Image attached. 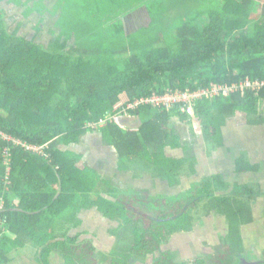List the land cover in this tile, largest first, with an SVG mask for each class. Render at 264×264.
I'll list each match as a JSON object with an SVG mask.
<instances>
[{
	"label": "trees",
	"instance_id": "obj_1",
	"mask_svg": "<svg viewBox=\"0 0 264 264\" xmlns=\"http://www.w3.org/2000/svg\"><path fill=\"white\" fill-rule=\"evenodd\" d=\"M3 1L33 26L32 36L46 31L49 41L44 46L10 33L0 5V131L8 136L0 133V264L22 257L51 264L62 250L70 253L62 256L65 264H75L73 257L91 264L93 240L76 241L82 232L66 233L81 225L83 209L116 223L112 232L121 231L129 242L125 249L138 258L158 252L153 264H186L165 249L170 235L191 230L198 214L222 215L226 236L211 264H241L251 251L248 259L264 264V249L258 254V245L247 246L243 230L256 222L254 204L264 190L263 159L254 161L250 153L264 154V141L249 150L244 133H264V85H245L264 81V0ZM214 84L223 88L194 98L193 113L187 101L141 103L170 90L193 93ZM137 101L136 110H125ZM129 113L142 124L124 125L120 117ZM174 116L196 119L212 148H224L231 160L227 169L218 163L216 173L196 174L189 188L173 196L144 198L112 187L74 148L87 133L99 134L101 146L117 150L120 168L150 172V164L167 186H178L197 168L171 126ZM232 118L237 124L230 139ZM166 146L181 147L184 155L168 154ZM254 172H263L254 179L257 186L241 181ZM132 262L125 255L109 264Z\"/></svg>",
	"mask_w": 264,
	"mask_h": 264
},
{
	"label": "flooded vegetation",
	"instance_id": "obj_2",
	"mask_svg": "<svg viewBox=\"0 0 264 264\" xmlns=\"http://www.w3.org/2000/svg\"><path fill=\"white\" fill-rule=\"evenodd\" d=\"M175 118L182 119L179 116H175ZM182 120H184V119H182ZM120 121L122 123H124V125H127L131 128L140 126L142 124L139 117L131 115L130 113L121 116ZM176 124H179V123H177L174 119H171V126L174 127L176 132L181 136L180 137L181 144L188 145L189 146V153L192 156L195 155V157H196L195 167L197 168V171L195 173H192L189 176H186V175L183 176L180 185H178V186H167V183H165V181L162 178H160V176H158L159 172L156 173L155 169L150 164H148L149 165L148 169H150V170L152 169V171H150V172L147 171L143 167L141 169H133V168L122 169V168H120L119 165L117 164V154H115L117 150L115 149V153L114 152L111 153V147L112 146H109V145L101 146V143H100V146H101L102 151L104 153H109L111 155V163L109 165L110 170H107L105 174L102 171H100V170L99 171L102 173L103 176L107 177L110 180L112 187L118 186L120 188V190L125 192V193L133 192V194H137V195L142 196L144 198H146V197L149 198L150 195H153V196H159V195L173 196V195L180 193L181 191L179 189L184 188L185 186H186V188L190 187V184L192 183V180L195 179L194 177L196 174H199V176L202 175L203 173L206 175H211L213 173H216L215 171H219L218 163L224 164L225 168L227 169L226 162L231 160V156H228L225 153L224 148H222V147L216 146L217 148H212V146L204 138L201 126H197L196 124L193 125L192 130H191L193 132L192 135H190V136L188 135L187 139L184 140V136L180 133V130L176 129V127H175ZM87 135H89V133H87L86 136ZM257 136H264V133H262L260 131V134L258 133ZM98 140L93 142L94 146L98 145V143L100 142ZM166 150H172L173 152L181 153L180 155L176 154L178 157L184 155V151L181 149V147L180 148H172L170 146H166ZM168 154H170V153L168 152ZM82 160L85 161L84 160V154H83ZM212 162L215 163V165L213 164V167L209 168V166ZM263 172H264V170H263ZM263 172L262 173L257 172L258 174H255V172H254V174L257 175V178H259V180H260ZM162 185H164L165 188L177 187L178 191L175 192L173 195H165L164 194L165 193L164 188H161ZM107 195L108 194H106V196ZM87 211L90 214H91V212L92 213L96 212L94 214H99L96 209H88V210L83 209V210H81V212L78 213V217L83 219L82 215L84 213H86ZM204 216L205 215L201 216L198 214V217H195L193 228L191 230L177 231V232L171 234L168 241L165 243V245H164L165 249L171 248L173 251H175L176 258L179 262H184L186 264H198V263H196L197 260L202 259V260H204V264H211V261H210L211 258H209V257L212 254H214L215 252L209 253L208 255H205V256H203V258H199L198 251H200V249H199V247H197V246L194 247V245L191 244L193 241L192 239H191L192 241L187 240L185 243L179 244V239H183V237H186L183 235L185 232H191L192 235L194 236L193 230L195 229L198 222L203 224V225H205V224L208 225L207 222L212 221L213 226L215 227V234L210 232V231H207L205 234H206V236H208V238H211V236H212V238H215L216 241H219L220 246L223 245L222 243H223V240L226 236L225 232L227 230V224L225 222L226 218H224L222 215H221V217H218V215H215V214L214 215L209 214L206 217H204ZM103 217L105 219H107V217H105V216H103ZM205 218L208 220L207 222H206ZM90 220H91L90 221L91 224H94V222H95L94 218L90 217ZM107 221H108V219H107ZM109 223L111 225L116 224V223H111V222H109ZM203 225H200L199 227H202ZM115 227H117V225L114 226V228ZM77 228H79V227H77ZM77 228H71L69 230H66L67 235L75 237L76 233L74 234V231H75L74 229L77 230ZM108 232H110V233H108L107 236L105 237L106 244H103V241L101 240L102 242L100 243V245L97 246L96 241H95L96 239L93 240V243L96 247L94 249V253L90 256L91 257V264H109L111 259H113V258L120 259V257L123 258V257H125V255H128V258H130L133 261L132 264H153L154 263V257L159 254L158 252L149 253L145 257L139 256V258H138V256H136V254H134L133 251L129 250V248L125 249V248L129 247V245H127L128 241H126V239H124L123 233L121 231H119L118 233L115 234L114 232H112V227H111V228H108ZM103 237H104L103 235L99 236V238H101V239H103ZM80 238H81V236H78V239L76 241L86 239V238H81V239ZM220 249H221V247H220ZM202 252H207V251L202 250ZM65 253L70 254V253H67L65 250H62L60 252L57 251V253H54L53 254L54 256L51 257L50 263L56 264L58 262V260L60 259V257H62V256L65 257ZM100 253L102 254V258L97 259L96 255L98 256V254H100ZM217 254H219V253H217ZM246 255H247V257L244 256L241 258V262H240L241 264H257L258 263V260H256V259H248L255 254H253L252 252H250V253L248 252ZM189 258L193 260V261H191V263L188 261ZM73 261L75 264H83L81 262L82 260L80 261V260L76 259V257H73ZM86 264H88V263H86Z\"/></svg>",
	"mask_w": 264,
	"mask_h": 264
},
{
	"label": "rangeland",
	"instance_id": "obj_3",
	"mask_svg": "<svg viewBox=\"0 0 264 264\" xmlns=\"http://www.w3.org/2000/svg\"><path fill=\"white\" fill-rule=\"evenodd\" d=\"M0 5H2L6 12H5V16L7 17V20L9 22L8 24V31L10 33L13 32H18L21 35H25L27 36L29 39H33L34 41H36L39 44H44V46H47L48 41L46 38H44V34L45 32H40L38 31L37 33H35L36 35L32 36L34 33L32 32L31 28L33 27L28 21H24L20 15H18L20 12H15L14 10H10V8L12 6H8V3H6L5 1L0 2ZM66 6V4L64 3V7ZM261 12H264V8L260 9V14ZM17 13V14H15ZM36 29L40 28L37 27L35 25ZM27 31H29V33H27ZM47 38L50 36H46ZM259 111L264 113V104L260 103L259 104ZM194 110L193 108L191 109L190 113H193ZM174 119L177 123L175 127L176 129L180 130V133L184 136V140L187 139L188 135H192V127L193 125H197L200 126L199 122L196 121V119H194L193 121H190V118L182 120V119H178L175 118V116L172 118ZM237 119L236 118H232L228 121L229 125L226 127V136L228 138H232L233 133L235 131V124H237ZM234 122V123H233ZM244 133L246 135V140L248 142V149L250 150V148H254L255 145L257 143H253L250 146V142L251 140H254L255 138H257L256 136L258 135V131L254 130L252 132H247L246 128L244 129ZM244 135V134H243ZM243 135H241V138L243 137ZM85 138L83 140H85L86 142H84L83 140L81 141V143L76 144L75 145V149L82 151L84 153V160L83 162H85V164L87 165H95L100 171H102L104 174L106 173L107 170H110V163H111V155L109 153H104L101 149L100 146V142L98 143L97 146L93 145V142L98 140V136L95 133H89V135H85ZM87 138V139H86ZM99 141V140H98ZM258 145V144H257ZM170 154L176 155V154H181V153H176L173 152L172 150H167ZM115 152V148L111 147V153ZM251 157L253 158L254 161L259 160L260 158H262L261 156L258 155H254L251 151ZM177 156V155H176ZM251 158V159H252ZM213 164L215 165V163H211L209 168L213 167ZM82 165V164H80ZM264 167V166H263ZM255 174H251L248 173L247 175L243 176L241 178V181H247L250 180V182L248 181L249 184L253 185L254 187L257 186L256 182L254 181V179H256L257 177H254ZM253 177V178H252ZM264 177V176H262ZM261 179V178H260ZM236 184V183H235ZM234 184V185H235ZM264 184H262L263 186ZM186 187V186H185ZM161 188H164L165 191V195H173L175 192L178 191V188H165L164 185L161 186ZM264 188V186H263ZM241 187L238 185L236 186V190H240ZM180 191H183L184 188L179 189ZM259 200L257 202H255L254 205V212L256 213L255 216H257V220L255 223L250 224L248 226H245L243 228L244 233H245V238L247 240V246L248 244L252 245H258L259 246V250H256V252H258V254H260V252L264 249V220H262L264 218V190L262 191V194H260L259 196ZM18 202V200H16ZM96 212H91V214L87 211L86 213H84L83 219H82V223L79 226V228L74 229V234L76 232H82L83 234L81 236V238H89V239H96V244L97 246L100 245V243L103 241V244H106L105 241V237L107 236L108 233V228H111L113 225H111L107 219H105L103 217V215L101 214H94ZM90 217H93L95 222L94 224H91V220ZM206 217V216H204ZM206 222L208 221L205 218ZM208 225H203L201 223H197L195 229L192 231L194 236L192 235L191 232H185L183 235L186 237H183V239H179V244L180 243H185L187 240L188 241H192V245L199 247L200 251H198V256L199 258H203V256L208 255L209 253H214L212 254L209 258L213 259V255H217V253H219L220 251V243L219 241H216L215 238H208V236H206V232L210 231L212 233L215 234V227L213 226V222L209 221L207 222ZM200 225H203L202 227H199ZM199 227V228H198ZM104 236L103 239L99 238V236ZM80 238V239H81ZM114 239V238H113ZM192 239V240H191ZM102 240V241H101ZM255 240V242H254ZM202 250H206L207 252H202ZM252 252V251H251ZM253 254H255V252H252ZM218 256V255H217ZM207 257V256H206ZM97 259H101L102 258V254H98V256L96 255ZM211 259V260H212ZM215 259V258H214ZM188 261L191 263V261H193L192 259H188Z\"/></svg>",
	"mask_w": 264,
	"mask_h": 264
},
{
	"label": "built area",
	"instance_id": "obj_4",
	"mask_svg": "<svg viewBox=\"0 0 264 264\" xmlns=\"http://www.w3.org/2000/svg\"><path fill=\"white\" fill-rule=\"evenodd\" d=\"M245 85L247 86H258L261 87L262 85H264V81H255L252 82L251 80H246ZM223 87L220 85H216L214 84L212 86V88H206V89H201V90H197L193 93H189V92H180V91H173L170 90L168 92H166L163 95H152L146 99H142L141 103L144 104H152V105H173V103L178 102V101H187L188 105L186 106V109L188 112H191L192 107V103L191 101L194 100V98L202 96L203 94L207 93V92H217L219 89H222ZM233 88H237V86L234 84ZM232 87H225V91L233 89ZM139 101L135 102V103H129L127 104V107H125V110L128 109H134L138 106ZM128 108V109H126ZM1 134H3L5 137H8L7 135H5L2 131H0ZM28 148H33L35 150H39L40 148L38 146H36L35 144H29L26 143ZM7 161H9L7 159ZM9 163V162H7ZM9 168V167H8Z\"/></svg>",
	"mask_w": 264,
	"mask_h": 264
},
{
	"label": "water",
	"instance_id": "obj_5",
	"mask_svg": "<svg viewBox=\"0 0 264 264\" xmlns=\"http://www.w3.org/2000/svg\"><path fill=\"white\" fill-rule=\"evenodd\" d=\"M97 136H98V139H99V141H101L100 140V137H99V134H97ZM263 141H264V139H258V138H255L254 140H251V144H253V143H259V144H262L263 143ZM251 150H253V148L251 149ZM262 158H260V159H263L262 161H263V163H264V154H261L260 155ZM264 166V165H263ZM264 168V167H263ZM34 264H39V263H37V262H35L34 261ZM60 264H65V261L63 260V258H60Z\"/></svg>",
	"mask_w": 264,
	"mask_h": 264
},
{
	"label": "crops",
	"instance_id": "obj_6",
	"mask_svg": "<svg viewBox=\"0 0 264 264\" xmlns=\"http://www.w3.org/2000/svg\"><path fill=\"white\" fill-rule=\"evenodd\" d=\"M16 203H18L16 201ZM26 254V252H25ZM30 258L29 257H22V258H19L17 259L16 261H14L12 264H30Z\"/></svg>",
	"mask_w": 264,
	"mask_h": 264
},
{
	"label": "clouds",
	"instance_id": "obj_7",
	"mask_svg": "<svg viewBox=\"0 0 264 264\" xmlns=\"http://www.w3.org/2000/svg\"><path fill=\"white\" fill-rule=\"evenodd\" d=\"M60 258H62V257H60Z\"/></svg>",
	"mask_w": 264,
	"mask_h": 264
}]
</instances>
